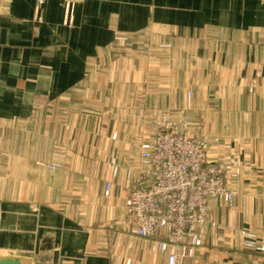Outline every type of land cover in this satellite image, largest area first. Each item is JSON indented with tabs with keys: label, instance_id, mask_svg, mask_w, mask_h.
I'll use <instances>...</instances> for the list:
<instances>
[{
	"label": "crops",
	"instance_id": "1",
	"mask_svg": "<svg viewBox=\"0 0 264 264\" xmlns=\"http://www.w3.org/2000/svg\"><path fill=\"white\" fill-rule=\"evenodd\" d=\"M139 37L166 56L131 82L139 59L124 55ZM105 69L111 78L96 73ZM110 84L122 95L108 113L67 109L107 102ZM167 111L209 135L211 159L243 165L234 204L211 205L204 243L184 263L264 264V250L243 244V230L264 237V0H0V257L168 264L127 209L137 169L103 155L130 148L126 130L98 124ZM74 114L94 125L72 124Z\"/></svg>",
	"mask_w": 264,
	"mask_h": 264
},
{
	"label": "built area",
	"instance_id": "2",
	"mask_svg": "<svg viewBox=\"0 0 264 264\" xmlns=\"http://www.w3.org/2000/svg\"><path fill=\"white\" fill-rule=\"evenodd\" d=\"M151 128L152 138L141 146V163L129 189L127 209L137 235L153 239L156 248L167 253L168 264H185L184 258L192 257L204 243L211 205L234 204V180L243 165L236 158L211 159L209 135L198 128L191 131L188 120H176L169 111L153 119ZM111 186L107 181L106 194ZM243 244L264 250V237L243 230Z\"/></svg>",
	"mask_w": 264,
	"mask_h": 264
},
{
	"label": "rangeland",
	"instance_id": "3",
	"mask_svg": "<svg viewBox=\"0 0 264 264\" xmlns=\"http://www.w3.org/2000/svg\"><path fill=\"white\" fill-rule=\"evenodd\" d=\"M155 43V42H154ZM147 44H149V42H147ZM163 46H167V43H161ZM137 47L134 46H130V48H134L132 49L129 54L124 55L125 57L130 56L132 58H138L139 60L137 61L138 67L137 70L135 71V76L134 75H130L129 72H127L126 74V78L127 77H131L132 79L130 80L131 82L133 81H140L142 80V78H138V75H144V78L146 73L150 72V70H152V72L154 71L155 68H158L160 66H154V65H150L149 63H160L163 60V56H166V54H161V53H148V48L146 49V41L145 39L142 38H138V42H137ZM132 52H134L133 54H131ZM131 54V55H130ZM149 55H153V59L150 60ZM172 56H170V61H173L174 63L176 62V55L174 54H170ZM135 64V63H134ZM153 68V69H152ZM167 71V69L163 70ZM110 72L113 73V71L109 70V69H105L104 71H97L96 73L98 75H103L104 78L108 77L111 78ZM171 74V72H169ZM169 74V76H170ZM118 77V75H116ZM123 80V79H122ZM126 81V83H128L129 80H124ZM109 85V84H108ZM92 89H95L96 86H91ZM103 90L109 89V92L111 91V88L113 89V93H109V98L107 96L108 101L106 102L104 100L105 103L100 102V101H96L94 100V97H90V98H76L74 100H72L69 104L67 109H72L75 113V111H81L83 109H89L91 111L96 110L97 108H100L103 112H107V110L109 109L108 105L111 106L112 101L113 100H117L121 95H122V90L120 89V87L118 85H115L114 87L110 86H106V87H101ZM142 88V87H141ZM143 91V90H141ZM142 94V93H140ZM93 99V100H91ZM60 109V108H59ZM66 109V108H65ZM62 109V110H65ZM108 113V112H107ZM175 118V117H174ZM178 119L179 118H175ZM192 120V118H190ZM73 122L72 124L74 125H94V119H90V118H85L84 116H80L79 114L75 115L72 118ZM148 120V122H147ZM152 120V119H151ZM149 119H132L131 121H129L127 118L124 119H117L116 118V123H112V117L107 116L105 118H99L98 119V124H100L101 127L105 126V128L107 127H124L125 128V134L123 135V138L125 140V142L130 143V148H121V144H116L114 147H111L110 149H106L105 151H103V155L104 157H106V161L110 158L115 159V157L117 158V160L120 161V166L124 167V168H128V170H136L137 167L140 165L141 163V158H140V147L142 145V142L146 140L147 136H148V132L145 130L148 128L147 126H149ZM146 122V123H145ZM130 125V126H129ZM142 125H145V127H143ZM140 126H142L141 128H139ZM151 126V123H150ZM191 131H192V127ZM114 137V134H113ZM122 139V138H121ZM116 140V139H114ZM107 142V139H106ZM93 152V151H92ZM100 155L101 153L98 152ZM90 155H91V151H90ZM113 161V160H112ZM103 163L101 162L100 167H109L108 164L106 165H102ZM96 167V166H94ZM97 169V167H96Z\"/></svg>",
	"mask_w": 264,
	"mask_h": 264
},
{
	"label": "water",
	"instance_id": "4",
	"mask_svg": "<svg viewBox=\"0 0 264 264\" xmlns=\"http://www.w3.org/2000/svg\"><path fill=\"white\" fill-rule=\"evenodd\" d=\"M0 264H23L17 256H1Z\"/></svg>",
	"mask_w": 264,
	"mask_h": 264
}]
</instances>
